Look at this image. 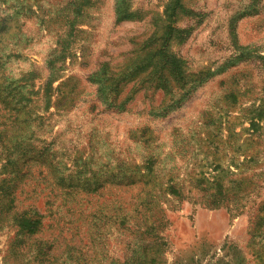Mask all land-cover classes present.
Instances as JSON below:
<instances>
[{"label": "rangeland", "instance_id": "rangeland-1", "mask_svg": "<svg viewBox=\"0 0 264 264\" xmlns=\"http://www.w3.org/2000/svg\"><path fill=\"white\" fill-rule=\"evenodd\" d=\"M128 1L134 18L117 22L115 0H0V22L26 45L27 59L10 68L17 74L45 77L56 42L71 47L62 74L69 81L60 91L61 81L52 84L58 92L44 120L32 125V139L31 131L22 135L31 160L0 158V264H31L16 252L22 234L16 239L13 221L32 203L43 228L27 243L34 254L39 239L58 249L44 264H264L250 241L254 221L255 234L264 228V130L248 133L249 119L264 117V0H182L176 23L168 0ZM169 24L178 31L169 35ZM163 43L193 79L205 72L204 81L167 113L185 93L174 82L172 92L156 82L136 92L128 111L105 109L87 78L104 62L119 72L134 67ZM64 87L73 93L59 101ZM247 149L253 161L238 171ZM218 182L226 197L210 206L204 197H219ZM139 191L159 206L164 242L159 252L150 246L144 262L131 253L138 235L120 231L117 220Z\"/></svg>", "mask_w": 264, "mask_h": 264}, {"label": "trees", "instance_id": "trees-1", "mask_svg": "<svg viewBox=\"0 0 264 264\" xmlns=\"http://www.w3.org/2000/svg\"><path fill=\"white\" fill-rule=\"evenodd\" d=\"M166 6L167 16L171 17L174 23H176L179 14L186 11L182 0H168ZM114 8L117 22L129 20L135 16V12L131 10L128 0H115ZM167 27V32L170 33L169 35L178 31V29L171 24ZM12 29L13 27L9 26L8 23L0 22V111H2L0 113V117L2 118L0 122V158L5 160L4 163H19V161L27 163L31 158L27 157L29 149L24 147L22 135L26 131H31L29 139H32L31 137L34 131L32 125L36 129L39 128L41 121L44 120V114L49 108L48 102L53 99L54 92L60 91L69 81V79H64V75L62 74H64L65 62L68 59L66 54H69L71 47L70 44H65L61 41L56 42L55 47L44 61L43 71L45 72V77L42 78L39 70H29L17 74L16 70L10 68L13 62L15 63L17 60L27 59L24 58L23 55V50L26 45L22 43L23 41H21L20 38L16 37L15 33L12 34L10 32ZM233 29L234 28L231 30L232 32ZM153 57H159L158 65H153ZM113 68L114 67L108 62H104L87 78V80L97 85L96 91L105 109H111L116 112L128 111V104L133 99L134 94L141 89L148 91L156 82L155 88H161L163 91L172 92V82H174L177 85L179 84V89L184 88L183 90H185V93L178 102L164 109V112L167 113V111L174 108L176 104H178V107H181L182 100L185 99L192 90L196 89V86L200 85L204 81V78L208 76L205 72L200 71L199 74H196V79H193L190 74L187 73L183 63L166 49V43H163V45L155 49V51L151 52L150 50L148 53H145L140 59V62L134 67H129L122 72ZM38 79H40L42 83L37 88L36 82ZM56 81H61L56 88L58 91H55L52 87V84ZM130 83H133L131 90L127 92L125 96H122L125 88ZM65 87L64 91L62 90L59 92V101L65 100L73 93V90L66 92L67 87ZM44 102L47 103L46 107H42ZM62 107L63 104L59 105V108ZM261 109H264V107L261 106ZM249 121L251 122L250 127H248L249 137L253 138L259 129L262 131L264 130V117H251ZM39 153L41 154L42 150ZM243 153L244 160L241 162L240 166L235 167L238 171L239 169L241 170V167L243 169L246 168L247 163L253 161V154H250L248 149L244 150ZM49 156L52 157V163H58L55 152L51 148ZM231 174L234 175L235 173ZM228 183L232 185L233 190L239 187L235 181H230ZM251 184L250 182L246 183L244 185L245 188H243V192H249L248 195L251 194ZM215 185L219 187V193L217 195L219 197H204V200H206L210 206L224 202L222 199L226 197L225 192L227 190L223 192V186H225V184L218 182ZM35 186H39V184ZM179 191L178 189V192ZM15 199H17L16 194ZM127 204H129V206L127 205L128 211L120 208L118 212L117 220L119 229L120 231L128 230L131 233L136 232L138 235L137 240H135L132 245V257L141 262L150 260L152 252L149 251V247H156L154 251L159 252L160 247L164 243L161 231L157 229V226L161 224L160 218L155 219V217H158L156 212H158L157 207L159 206L155 200L153 202L150 199L147 200L145 197H141L140 191L133 197L132 203ZM260 209V212L264 214V205L260 207ZM148 212L152 213L151 219L148 217ZM43 219L44 215L41 214L39 206L32 203L25 211L18 214L13 221V225L16 227V239L19 234H22V236L18 238L19 240H17L18 247L16 252L20 256L27 257V262L31 264L49 263V258L52 257L49 254H53L54 256L57 254L58 249H54L55 241L48 243L43 239H37L38 241L36 243L39 251L35 252V254L32 245L28 244L26 241V239L38 235L41 232L43 228ZM261 220H263L262 227H264V216ZM254 223L253 232L250 234V241H252V243L253 240L256 241L259 246L258 252L260 257H264V228L260 231V234L257 235L255 233L260 225L258 224L257 226L255 221ZM132 227H135L137 230L133 231ZM91 235L93 236L91 237V242L93 243L94 233L91 232ZM34 241H36V237ZM52 248L54 250H52ZM40 256L41 258L39 259L38 257ZM52 263L59 264L58 262Z\"/></svg>", "mask_w": 264, "mask_h": 264}]
</instances>
